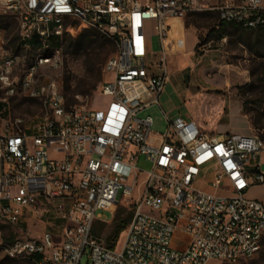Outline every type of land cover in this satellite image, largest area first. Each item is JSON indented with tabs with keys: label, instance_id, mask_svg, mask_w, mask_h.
<instances>
[{
	"label": "built area",
	"instance_id": "obj_1",
	"mask_svg": "<svg viewBox=\"0 0 264 264\" xmlns=\"http://www.w3.org/2000/svg\"><path fill=\"white\" fill-rule=\"evenodd\" d=\"M203 11L248 28L264 24V0H0V16L17 20L25 46L53 52L21 78L14 76L19 55H0V102L22 89L44 105L32 122L0 119V259L80 264L90 248L91 264H239L259 252L264 197L249 192L264 185V138L209 132L163 108L168 127L155 133L153 117L138 116L161 106L168 57L175 41L184 45L172 20ZM151 19L161 44L153 62L145 34ZM77 24L116 41L101 85L110 97L106 109L69 104L57 78L40 81L42 65L59 66L57 42ZM140 156L153 165L138 185ZM119 205L133 217L111 246L96 229L111 223L100 211ZM32 223L41 227L38 235Z\"/></svg>",
	"mask_w": 264,
	"mask_h": 264
},
{
	"label": "rangeland",
	"instance_id": "obj_2",
	"mask_svg": "<svg viewBox=\"0 0 264 264\" xmlns=\"http://www.w3.org/2000/svg\"><path fill=\"white\" fill-rule=\"evenodd\" d=\"M222 2L223 0H214ZM196 20V21H195ZM180 22V21H179ZM186 48L185 51H173L168 57L169 77L165 90L160 97L161 106L153 105L139 113V117L151 115L154 119L152 130L155 133H164L167 129V120L162 108L173 119L177 117L193 118L207 131L218 132L220 129L229 128L231 131L243 134H258L264 138V43H252V48L244 42L246 35L233 26L223 33H217L209 42L206 37L209 31L217 26L218 18L188 15L184 21ZM156 20L146 21L145 34L148 49L152 52L149 62L157 61L154 55L160 47V40L155 28ZM73 32L64 34L63 44L55 59H59V66L52 68L50 64L40 67V81H47L49 76L59 80L69 104H82L90 107L106 109L110 97L101 95V85L106 78L105 63L116 51L110 44L97 48L82 46L74 51L68 44L79 36L93 34L94 29L79 27ZM0 55L3 52L18 54L20 63L14 71V76L21 78L29 66L37 58L45 55H53L51 49L21 46V36L17 20L13 16L6 15L0 24ZM56 39H53L55 43ZM38 46L40 42L31 40L28 42ZM198 44V47L195 46ZM207 44V45H206ZM195 49L194 53L192 51ZM232 111L230 124L223 123L228 112V100ZM248 119L239 111L241 101ZM44 111L43 101L40 98L30 97L22 89L8 98V102H0V119L13 120L21 117L26 122L37 119ZM245 112V113H246ZM251 119L257 122L253 125ZM251 124V128H250ZM264 158V157H263ZM153 163L140 156L137 166L141 168L138 185L143 180V174L152 168ZM208 177L207 179H209ZM197 188L215 192L209 184L197 183ZM219 194H228L225 190H217ZM250 195L264 197V185L253 187ZM137 195V191H136ZM121 192L118 199L120 200ZM126 207L128 205H119ZM118 207V208H119ZM104 217L111 223L98 224L97 233L108 236L112 231V223L116 217V210H101ZM0 226L1 220H0ZM33 235H38L40 226L30 224ZM11 231L9 226L4 232ZM123 235L119 239L122 244ZM178 233L174 244L180 246ZM114 246V243H110ZM1 260V259H0ZM7 264H34L27 260L18 263ZM80 264H91L90 248L84 253ZM239 264H264V240L261 249L252 258L243 259Z\"/></svg>",
	"mask_w": 264,
	"mask_h": 264
},
{
	"label": "trees",
	"instance_id": "obj_3",
	"mask_svg": "<svg viewBox=\"0 0 264 264\" xmlns=\"http://www.w3.org/2000/svg\"><path fill=\"white\" fill-rule=\"evenodd\" d=\"M189 15H198V16H205L207 18H211L214 15L217 16L218 18V23L217 26L212 28L207 37L206 41H210L214 39L217 33H223L226 31V29L230 26H233L237 29V31H240L242 34L246 35V42L251 48H252V43H256L258 45L259 43H264V24L256 27V28H248L244 27L241 24L238 23H229L225 22L220 19V15L218 11H203V12H193L190 13ZM5 16H0V24L2 22V18ZM196 21V20H195ZM64 39V37H63ZM63 39L61 41H58L57 44L61 47L63 44ZM110 44L113 46V48L117 47L115 39L95 30L93 34H88L84 36H79L75 40H71L70 43L68 44V47H72L74 51H78L82 46L85 44L88 45V47H94L97 48L98 46L104 45V44ZM20 45L23 46L24 42L20 41ZM198 47V44L195 46V48ZM246 100L244 101V109L246 108ZM246 112V111H245ZM246 114H248L246 112ZM251 122L253 125H257V122L251 119ZM133 217V209L126 208V207H119L116 211V217L115 220L112 223V231L111 233L107 236V240L109 243H113L115 240L118 239L119 235L125 230L129 222L131 221ZM22 260H27L31 263L36 264L32 259H13V258H3L0 260V264H7L9 263H18L19 261Z\"/></svg>",
	"mask_w": 264,
	"mask_h": 264
},
{
	"label": "crops",
	"instance_id": "obj_4",
	"mask_svg": "<svg viewBox=\"0 0 264 264\" xmlns=\"http://www.w3.org/2000/svg\"><path fill=\"white\" fill-rule=\"evenodd\" d=\"M173 24H174V29H173V36L175 38V40H177V38L179 37H183L184 38V45L183 46H179V45H176V41H175V44H174V51L175 52H179V51H185V48H186V37H185V25L183 22H179V20H172ZM197 44V43H196ZM195 49L192 51V53H194ZM230 104V99L228 100V105ZM243 103L241 101V104L239 106V111L241 114L245 115V117H247V120L249 121L250 123V120L248 119V116L247 114L244 112L243 110ZM231 116H232V111H231V107L230 105L228 106V112L226 114V119L223 120L224 122L223 123H220L218 124V127H220L222 124H230L231 122ZM199 124V123H198ZM200 126H202L201 124H199ZM202 128H204L202 126ZM250 128H251V124H250ZM205 129V128H204ZM206 130V129H205ZM210 132V131H209ZM213 133H239V132H235V131H231L229 128L227 129H220L218 132H213Z\"/></svg>",
	"mask_w": 264,
	"mask_h": 264
}]
</instances>
